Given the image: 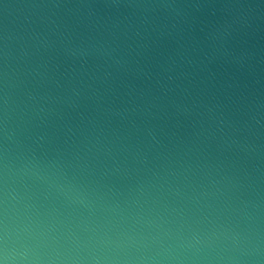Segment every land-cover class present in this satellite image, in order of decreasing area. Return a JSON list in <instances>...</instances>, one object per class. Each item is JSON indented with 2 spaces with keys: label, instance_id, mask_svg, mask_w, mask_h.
I'll use <instances>...</instances> for the list:
<instances>
[{
  "label": "clouds",
  "instance_id": "obj_1",
  "mask_svg": "<svg viewBox=\"0 0 264 264\" xmlns=\"http://www.w3.org/2000/svg\"><path fill=\"white\" fill-rule=\"evenodd\" d=\"M0 264H264V0H0Z\"/></svg>",
  "mask_w": 264,
  "mask_h": 264
}]
</instances>
